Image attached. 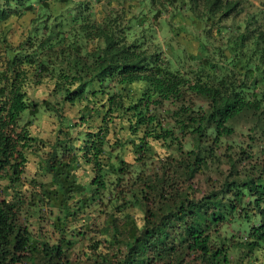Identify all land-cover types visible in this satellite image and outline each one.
Masks as SVG:
<instances>
[{"label":"trees","instance_id":"obj_1","mask_svg":"<svg viewBox=\"0 0 264 264\" xmlns=\"http://www.w3.org/2000/svg\"><path fill=\"white\" fill-rule=\"evenodd\" d=\"M188 1L0 0V264H264V26Z\"/></svg>","mask_w":264,"mask_h":264},{"label":"rangeland","instance_id":"obj_2","mask_svg":"<svg viewBox=\"0 0 264 264\" xmlns=\"http://www.w3.org/2000/svg\"><path fill=\"white\" fill-rule=\"evenodd\" d=\"M148 1H146L144 7H141V5L137 2V0H132V2L134 3V7H132L130 11L127 12V14H130L131 12L137 13L139 9L143 11L145 10L148 21L152 23L154 27V33L156 37L159 39L160 41L159 43L163 46L162 43L164 42H162V39H167V37L171 32L170 26L177 22L176 19L171 20L169 18L168 15L169 12H171L173 9L181 10L184 12L190 11V9L188 8L189 1L188 0H152V2L149 1L151 6L149 5ZM103 3L104 2H99L96 5V7L98 6L99 8ZM239 4L241 5L242 11L236 15L237 17L242 18L245 12L255 13L256 17H258L259 21L264 26V0H240ZM149 8L151 9L149 10ZM154 8H158L160 10L157 16L151 15V12ZM184 24L186 25L187 29L196 32L194 31V24L190 26L189 22L186 20L184 21ZM195 28L198 29V26H195ZM137 30L138 29H135V31ZM178 37H181L180 45H183L187 49L191 43L188 42L187 41L188 39H186L185 37H190V36L180 33ZM45 93H46V89H44L41 86H37L36 88L31 90L30 95L34 98L36 97L39 98L41 96H44ZM65 110L69 114V116H73L75 106L65 107ZM55 119L56 117L54 116V114L41 112L30 125V129L32 133L35 134L39 139L44 141L45 147H47L46 144H48V142L53 138V128L56 126V123L54 122ZM37 159L38 157L36 155L28 153V161L24 166V176L26 178H28L29 176H34V175L36 176ZM77 174L83 179L87 174V167L84 165H80L77 169ZM228 229L232 230V232L235 233L233 231L236 230L235 228H230V226L228 225ZM233 237H237V236L234 234Z\"/></svg>","mask_w":264,"mask_h":264}]
</instances>
